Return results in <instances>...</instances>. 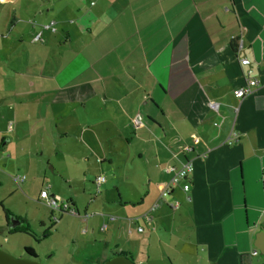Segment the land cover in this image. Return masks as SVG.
<instances>
[{"label":"crops","instance_id":"obj_1","mask_svg":"<svg viewBox=\"0 0 264 264\" xmlns=\"http://www.w3.org/2000/svg\"><path fill=\"white\" fill-rule=\"evenodd\" d=\"M21 1L0 3L11 6L4 10L11 20L0 29L1 42L24 47L33 36L45 43L51 8L34 5L31 13ZM88 1L91 6L77 10L93 19L81 27L89 40L76 53L92 51L93 60H50L44 50H29L45 60H26L25 72L0 90V167L15 159L23 172L15 182L0 179V203L16 206L2 205L0 247L13 253L24 239L23 247L39 255L30 243L42 241L35 223L45 225L35 215L37 178L40 192L58 178L70 192H85L107 182L101 172L108 169L118 197L101 204L112 215L90 212L92 202L82 213L72 198L77 214L63 212L80 223L99 264L123 252L135 264H247L264 231V0ZM101 17L110 18L104 27L97 24ZM22 22L36 24L17 29ZM110 32L119 39L103 42ZM38 34L42 40H35ZM243 57L259 83L237 98L233 89L246 77ZM0 79L8 81L3 71ZM137 114L143 116L139 128ZM187 159L194 166L189 191L176 186L160 199L171 178L166 166ZM93 173L105 177L99 187L89 181ZM12 218L20 222L14 228ZM96 229L100 242L92 243ZM58 231L65 236L70 228ZM69 242L73 251L51 264H93L81 257L77 239Z\"/></svg>","mask_w":264,"mask_h":264},{"label":"rangeland","instance_id":"obj_2","mask_svg":"<svg viewBox=\"0 0 264 264\" xmlns=\"http://www.w3.org/2000/svg\"><path fill=\"white\" fill-rule=\"evenodd\" d=\"M89 3L91 2L88 0H84V1L82 0H23L21 1V6L25 8H29L31 13H33L32 11H34V8H33L34 5L35 6L43 5L44 8H46V10L51 8L50 17L46 20L49 22L48 24L51 29V32L49 36H48V31L46 32L47 40L45 43L31 41L30 40L31 38L33 40V36H31V38H27V40L25 41L24 47L20 46L18 42L16 44V47H12L8 43L3 44V42H1V39H0V42H1L0 43V60H3V62L5 63V67H2L0 71H3L6 74V79H8L7 82H4L0 79V90L9 84L13 85L14 82H12V80L15 78L14 74L17 71H20L23 73L25 72L23 70V68H25V64L23 62H26V60H35V59L40 60V59L45 58L44 54L38 56L37 52H36L37 58H34L35 53L29 50H35V51L37 49L44 50V53L48 54L49 56L48 58L50 60H84V59L93 60L92 57L96 55L92 54V51H89L90 52L89 54H88V51L83 52V55H77L76 53L78 49H80L77 47V45L80 46V43H85V42H88L89 40V38H87V34L82 33V28H81L82 24H86L87 21H88V24L93 22V19L91 18L88 20L85 17H81L80 12L82 13L84 10L78 11L77 9L79 8L80 10V8H86V7L88 8L89 6H91V4ZM100 3L106 6V5H109L110 2L109 0H101ZM10 7L11 6L9 4H3L2 8H0V29L4 25H6V23H8V20H11V17L6 16V12H4V10L9 9ZM114 10H116V8ZM24 19L26 20L28 19V17L24 16ZM109 19L110 18L101 17L100 23H97V24H100L102 25V27H104V25L108 23ZM118 20H119L118 22L121 23L125 21V18L119 17ZM34 24H36V22H32L31 24H28L27 22H22L19 24L17 29L21 27H25L26 29H28L29 26H34ZM37 24L39 25V23ZM118 24L119 23H116L117 26ZM68 35L71 38L69 40L71 42L67 41ZM104 35L105 36L103 40H106V41H103V42H108V41L110 42L111 40H114V38L119 39L116 33L110 32ZM66 42H68V44ZM104 45L106 46V43ZM65 46H67L69 50L67 54L62 55V51H64L63 48ZM94 46L99 48V45L97 43H95ZM41 48H45V49H41ZM98 52L102 53L104 52V50L97 49L96 53ZM14 60L15 61L21 60V62L24 65L20 64V62H17V61L15 62ZM53 69L57 70L55 64L53 65ZM59 69H60V66H59ZM15 79H18V77H16ZM9 163L11 166L7 167L6 170L0 167V179L3 180L4 183H7V184L11 182L12 179L14 180L17 176L23 175L22 170H20L19 172L17 168L13 166L15 163H17L15 159L9 160ZM101 173L106 174V176L108 177V181L104 182L99 189L96 188L95 186H92L93 188H91V190H86L85 192L82 191V189H79V190L75 189L73 192H70L65 186V184H63L62 180L58 178L56 185L53 188L49 189V193L50 195H55L59 202H66V201H69L71 198L75 200L77 199L78 203L81 205L82 213L84 211L83 205L85 204L87 205L92 202L90 205V210H89L90 212L93 209H97L99 213H106V214L112 215L113 212H109L103 209L101 200H104V202H107L108 198L114 200L118 197V194L112 188L111 183H112L113 176L109 177L110 173L108 169L105 170V172H101ZM95 175L96 174L94 173L91 174L89 176V181L93 182V179H96ZM39 180L40 179L37 178V181H36L37 186L35 190H36L37 195H40L39 190L41 186H40ZM48 180L51 181V183L53 182L52 177L49 178ZM94 198H96L97 200L93 201ZM3 204L2 202L0 203V222H3L2 219H4L5 212L3 210V207H6V206L9 207L10 205V207H13V209H16V206H14V204L10 203L9 201L5 202L4 205ZM35 215L37 218L42 217L45 222L44 226H41L39 223H35V229L37 231V234L40 238V241L42 240L41 243L37 244L36 242H30L32 245H34L37 252L39 253V255L37 254L38 256L36 257L37 259L51 264L55 261L54 258L59 257V255L61 256L63 251H66V250L69 251V249H71L70 251H73V248H71L70 246L71 244L69 241L77 239L79 243V251H81V257L85 258L86 261H89L93 264H99L96 258L92 259L94 253L96 252V248L94 246L93 248L92 246L90 247V244H91L90 241H88V239H85V237L81 235L80 232H82V229L79 226L80 225L79 222H74V220L72 221L71 219H69V218H72L71 216L64 215L63 212L54 210L51 206H49L46 203L45 199L37 200V205L35 208ZM114 215L116 214L114 213ZM60 216H65L66 218L69 219V222L65 219L62 221V223H58L57 218L59 219ZM67 226L70 228V231L65 233V236H63L62 233L58 231V229L60 227H67ZM99 234H101V232L99 231V229H96V233L94 237L93 235H91L92 243H94V241L98 243L100 242ZM64 237H65V240H63ZM24 242H25L24 239H20L18 242H16L17 244L16 246H19V247H15V250H12L13 253L10 252V254L14 255L15 257H22L21 255H26V256L29 255L25 251V247H23ZM77 257H80V256L76 255V258ZM246 261H247V264H264V254L259 252L258 255L250 256L249 258H247Z\"/></svg>","mask_w":264,"mask_h":264},{"label":"built area","instance_id":"obj_3","mask_svg":"<svg viewBox=\"0 0 264 264\" xmlns=\"http://www.w3.org/2000/svg\"><path fill=\"white\" fill-rule=\"evenodd\" d=\"M4 1H11V0H0V2ZM35 40H42V37L40 34H38L35 37ZM240 63L242 66H247L246 70V77H245V82L242 86L238 88L233 89V94L237 98H243L245 96L250 95L253 92V89L258 85L259 80L255 75L254 69L251 68L250 65V60L247 57H243L240 59ZM212 107H215V103L210 104ZM133 123L135 128H139L143 125V116L141 114H137L133 118ZM165 170L169 173H171V178L163 188V190L160 193V199L161 198H166L168 197L172 192L173 189L176 186H181V188L185 191L188 192L190 189V180L192 178V174L194 171V166L193 162L190 159L185 160L183 163L178 164V165H168L166 166ZM18 179V178H17ZM105 181L104 176H98L96 178V183L97 186L99 187L103 182ZM99 189V188H98ZM40 198L45 199L46 203L51 206L54 210L60 211V212H68L70 214L76 215L77 212L76 210L69 204L68 201L66 202H59L54 195H50L49 193V188L46 187L41 190L40 192ZM190 199V197H188ZM171 207L176 208L178 206L177 202H173L170 204ZM158 207V203H155L151 208L149 212H152ZM57 218V217H55ZM145 218L147 220H151L152 216L150 213L146 214ZM110 220H114V216L109 217ZM58 221V218H57ZM107 228V223H103L101 226V230H106ZM139 230H142V227H139ZM259 253L258 249H254L252 251V255H257Z\"/></svg>","mask_w":264,"mask_h":264},{"label":"water","instance_id":"obj_4","mask_svg":"<svg viewBox=\"0 0 264 264\" xmlns=\"http://www.w3.org/2000/svg\"><path fill=\"white\" fill-rule=\"evenodd\" d=\"M18 220H14L12 218V224L10 225L11 228L16 227L19 225ZM256 247L259 251L264 254V231L260 232V235L257 236V241L255 243ZM0 264H45L39 261L36 257H32L30 255H25L22 257H15L14 255L10 254L9 252L5 251L0 247ZM102 264H135V262L125 255H116Z\"/></svg>","mask_w":264,"mask_h":264},{"label":"trees","instance_id":"obj_5","mask_svg":"<svg viewBox=\"0 0 264 264\" xmlns=\"http://www.w3.org/2000/svg\"><path fill=\"white\" fill-rule=\"evenodd\" d=\"M262 186H263V188H264V169L262 170ZM16 229H18V227L16 228ZM25 251L30 255V256H32V257H37V254H36V252L34 251V249L33 248H30V247H26L25 248ZM118 255H125V256H127V254L126 253H120V254H118ZM127 257H129V256H127ZM130 259H132L131 257H129Z\"/></svg>","mask_w":264,"mask_h":264}]
</instances>
